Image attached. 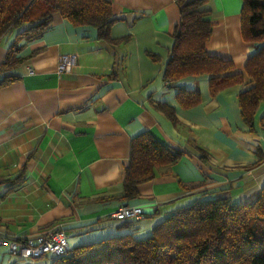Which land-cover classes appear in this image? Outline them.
<instances>
[{
  "label": "crops",
  "instance_id": "1",
  "mask_svg": "<svg viewBox=\"0 0 264 264\" xmlns=\"http://www.w3.org/2000/svg\"><path fill=\"white\" fill-rule=\"evenodd\" d=\"M117 21L111 37L56 14L39 37L19 42L22 57L0 86V221L3 237L62 228L72 248L121 234L152 235L167 212L199 197L230 196L252 202L264 189V101L252 130L242 118L239 95L253 83L213 93L209 75L163 78L180 20L177 0H110ZM243 0H208L213 23L210 53L243 70L260 43L242 33ZM0 41V67L15 39ZM75 55L71 71H58L61 55ZM32 69V70H31ZM180 88L201 92L185 108ZM159 104L175 109V120ZM150 132L184 151L156 176L124 195L125 169L134 137ZM224 189L223 191H221ZM123 204L145 217L114 220ZM53 258H18L0 244V264H52Z\"/></svg>",
  "mask_w": 264,
  "mask_h": 264
},
{
  "label": "trees",
  "instance_id": "2",
  "mask_svg": "<svg viewBox=\"0 0 264 264\" xmlns=\"http://www.w3.org/2000/svg\"><path fill=\"white\" fill-rule=\"evenodd\" d=\"M207 2L177 0L180 20L163 78L175 82L185 76L208 74L213 93L229 85L253 83L240 93L239 103L243 121L254 130L264 101V0H243V36L261 45L241 71L231 59L207 49L213 30ZM56 14L74 25L95 27L101 40L121 43L129 39L111 37L117 18L110 0H0V41L16 34L0 67V86L15 77L3 73L22 61L16 54L22 47L19 42L41 36ZM177 97L185 108L202 99L199 90L186 88H180ZM159 107L175 120L174 107ZM183 154V150L163 145L150 132L134 137L125 169V197L138 196L140 184L152 180L158 168L177 162ZM125 222L134 225V221ZM48 257L53 258L52 264H264V189L252 202L230 196L199 197L167 212L147 238L121 234L76 246L63 256Z\"/></svg>",
  "mask_w": 264,
  "mask_h": 264
},
{
  "label": "built area",
  "instance_id": "3",
  "mask_svg": "<svg viewBox=\"0 0 264 264\" xmlns=\"http://www.w3.org/2000/svg\"><path fill=\"white\" fill-rule=\"evenodd\" d=\"M75 64V55H61L58 58V71L60 73L69 72ZM144 217L143 207L128 204L119 206L110 214L111 219L120 221H138ZM3 227L0 221V233ZM3 243H6L9 252L18 258L63 256L72 250L69 235L62 228L23 236L3 237L0 235V244Z\"/></svg>",
  "mask_w": 264,
  "mask_h": 264
}]
</instances>
